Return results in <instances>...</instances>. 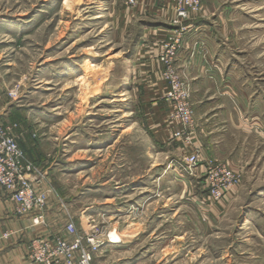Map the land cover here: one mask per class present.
<instances>
[{"label":"rangeland","instance_id":"1","mask_svg":"<svg viewBox=\"0 0 264 264\" xmlns=\"http://www.w3.org/2000/svg\"><path fill=\"white\" fill-rule=\"evenodd\" d=\"M215 6L231 28L222 38L238 58L229 67L252 86L248 98L216 97L209 107L216 111L200 112L208 95L195 92L178 67L179 48L173 67L196 127L191 141L177 139L178 149L151 135L155 110L142 102V82L130 81L142 20L161 23V10L137 16L125 0H0V63L11 64L13 79L7 90L33 91L23 104L36 106V156L48 157L35 164L26 156L38 188L50 191L44 224L53 202L52 226L60 230L53 235L67 237L70 222L81 235L96 234L92 264H264V0ZM171 26L176 38L179 28ZM235 77L238 94L243 82L237 86ZM165 94L159 100L170 113ZM167 122L174 126L168 142H176L170 138L180 125L170 116ZM202 129L203 152L193 139ZM191 154L197 167L187 171ZM214 165L238 177L219 201L211 196Z\"/></svg>","mask_w":264,"mask_h":264},{"label":"crops","instance_id":"2","mask_svg":"<svg viewBox=\"0 0 264 264\" xmlns=\"http://www.w3.org/2000/svg\"><path fill=\"white\" fill-rule=\"evenodd\" d=\"M206 3L203 0L200 11L189 22L190 28L182 34L181 45L177 58L178 67L187 72L193 79L195 92L205 93L208 99L199 102L200 112L206 111L207 106L212 107L214 98L224 97L231 102L233 97H249V87L252 86V79L248 75L244 78L235 77L232 69L233 58L232 45L223 39L226 32L230 31L229 23L223 20L222 15L215 8L216 0H210ZM173 2L170 0H140L133 9L137 16H148L158 9V13L163 17L161 23H151L142 20L144 24L141 36L135 46L133 56V73L130 77L131 83L141 81L143 84L144 96L142 102H146V110L154 108L155 124H147L156 142L165 147L170 144L182 147V140L168 142V138L173 132L174 126L167 122L169 116V106L159 100L162 94H165L167 85L162 77V64L158 59V53L164 41L172 32L171 20L174 16ZM219 11V13H217ZM9 62L0 63V124H17L16 134L20 140V145L24 153L35 164L47 160V153L41 152L36 156V106H25L24 98L31 99L33 91L26 96L21 95L18 99H12L7 95L8 84L11 83ZM228 66V67H227ZM234 77L236 84L242 81L241 90L235 93ZM165 83V84H164ZM237 84V86H238ZM234 90V91H233ZM147 96V97H146ZM145 98V100H144ZM147 98H150L148 101ZM31 102V101H30ZM151 102V103H149ZM153 102V103H152ZM242 102V101H241ZM215 104V103H213ZM246 108L245 106H243ZM216 111V108H209V112ZM174 125V124H173ZM201 134L194 136V146L202 149L205 144L201 140ZM22 136V139H20ZM27 141V142H26ZM219 144V142H218ZM206 147V146H205ZM177 155V154H175ZM177 160L179 158H176ZM177 165H175L176 168ZM51 169V166L48 170ZM203 167L199 168L201 172ZM52 201V200H51ZM58 205L50 202L47 207V223L44 225H34L32 215H20L16 210V203L12 200L10 194L5 190H0V264H37L28 259L27 246L31 239L39 236H51L60 230H54L52 223L56 219ZM56 209V213L54 211ZM54 217V218H53Z\"/></svg>","mask_w":264,"mask_h":264},{"label":"built area","instance_id":"3","mask_svg":"<svg viewBox=\"0 0 264 264\" xmlns=\"http://www.w3.org/2000/svg\"><path fill=\"white\" fill-rule=\"evenodd\" d=\"M125 1L127 5L134 7L140 0ZM170 1L174 4L171 24L179 28L176 30L179 34L176 38L171 34L158 53V58L163 65L162 77L168 84L164 98L172 103L169 116L175 124L180 125L179 130L173 133L170 140L185 137L186 140L191 141L196 125L188 103L189 92L173 65L176 51L180 48L181 36L189 30L188 21L199 12L201 0ZM19 89L20 85L17 84L11 90H7V95L16 100L19 98ZM15 126V124H0V190L10 194L16 203L18 214H31L34 225L44 224V210L50 191L38 188L36 167L26 158L19 146L17 137L12 131ZM186 160L187 171L197 167L196 154L187 156ZM209 174L212 185L211 196L214 201L225 198L227 192L238 181L235 173L225 165L210 166ZM66 234H68L67 237L58 234L31 239L27 246L28 259L37 264H92L94 254L101 243L96 234L81 235L72 222L67 224Z\"/></svg>","mask_w":264,"mask_h":264}]
</instances>
